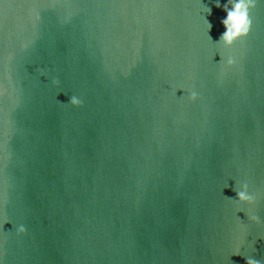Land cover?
I'll return each instance as SVG.
<instances>
[{
    "label": "water",
    "instance_id": "1",
    "mask_svg": "<svg viewBox=\"0 0 264 264\" xmlns=\"http://www.w3.org/2000/svg\"><path fill=\"white\" fill-rule=\"evenodd\" d=\"M228 3L0 0V264H264V0L233 48Z\"/></svg>",
    "mask_w": 264,
    "mask_h": 264
},
{
    "label": "clouds",
    "instance_id": "2",
    "mask_svg": "<svg viewBox=\"0 0 264 264\" xmlns=\"http://www.w3.org/2000/svg\"><path fill=\"white\" fill-rule=\"evenodd\" d=\"M217 7H221L217 3ZM257 7V0H229V3L223 5V10L227 13L226 19L222 20V23L226 31L221 36L218 44L225 48H233L239 41L247 38L252 29V11ZM208 14H211V9H208ZM209 31L211 30V24L208 22ZM211 39V37L209 36ZM223 58L221 57V60ZM228 66H235V60L229 58L227 60ZM58 83V82H57ZM197 95L192 93L191 99L193 101L197 100ZM74 107L82 106V100L76 96L70 97V102ZM237 194V201L241 205H253L255 203V198L249 192V186L247 183L240 185L235 188ZM250 219L256 223L260 224L261 221L258 217H250ZM16 231L20 235L26 234V228L20 225L16 228ZM236 255H239L237 253ZM247 264H261V262L251 256L245 257Z\"/></svg>",
    "mask_w": 264,
    "mask_h": 264
}]
</instances>
